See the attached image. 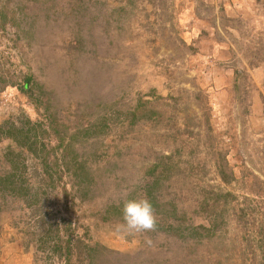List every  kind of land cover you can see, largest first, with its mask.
<instances>
[{
    "label": "rangeland",
    "instance_id": "374dc122",
    "mask_svg": "<svg viewBox=\"0 0 264 264\" xmlns=\"http://www.w3.org/2000/svg\"><path fill=\"white\" fill-rule=\"evenodd\" d=\"M0 179V264H264V0H0Z\"/></svg>",
    "mask_w": 264,
    "mask_h": 264
},
{
    "label": "clouds",
    "instance_id": "9594fccd",
    "mask_svg": "<svg viewBox=\"0 0 264 264\" xmlns=\"http://www.w3.org/2000/svg\"><path fill=\"white\" fill-rule=\"evenodd\" d=\"M123 223L117 225V230L128 235L149 232L155 229L157 217L151 201L147 198L129 199L123 204ZM152 245L150 238L144 241Z\"/></svg>",
    "mask_w": 264,
    "mask_h": 264
},
{
    "label": "trees",
    "instance_id": "16d2710c",
    "mask_svg": "<svg viewBox=\"0 0 264 264\" xmlns=\"http://www.w3.org/2000/svg\"><path fill=\"white\" fill-rule=\"evenodd\" d=\"M9 133H10V132H9ZM13 169L16 171V170H18V167H13ZM19 174H20V173H17V172H16V174L13 173V174L11 175V177H9V179H12V181H13V180L15 181V177H16V176H18V178L21 179L22 176L19 175ZM4 181H6V179H4ZM0 183H3V179H0ZM13 190H14V188L12 189L11 192H13Z\"/></svg>",
    "mask_w": 264,
    "mask_h": 264
}]
</instances>
